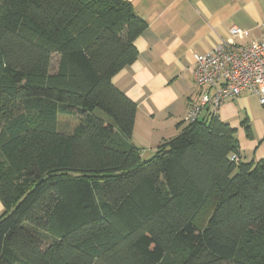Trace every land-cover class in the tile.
I'll list each match as a JSON object with an SVG mask.
<instances>
[{
    "label": "trees",
    "instance_id": "obj_1",
    "mask_svg": "<svg viewBox=\"0 0 264 264\" xmlns=\"http://www.w3.org/2000/svg\"><path fill=\"white\" fill-rule=\"evenodd\" d=\"M146 26L126 0H0V264H264V157L235 128L132 143L112 77Z\"/></svg>",
    "mask_w": 264,
    "mask_h": 264
},
{
    "label": "crops",
    "instance_id": "obj_2",
    "mask_svg": "<svg viewBox=\"0 0 264 264\" xmlns=\"http://www.w3.org/2000/svg\"><path fill=\"white\" fill-rule=\"evenodd\" d=\"M146 21L134 44L136 60L112 77L113 84L136 103L132 143L146 159L184 128L188 105L199 89L193 78L194 55L205 54L243 31L234 46L258 40L264 0H126ZM218 119L235 128L242 161L264 157V105L248 90L222 103ZM207 117L204 113L200 119ZM249 130V136L246 133ZM3 206L0 202V214Z\"/></svg>",
    "mask_w": 264,
    "mask_h": 264
},
{
    "label": "built area",
    "instance_id": "obj_3",
    "mask_svg": "<svg viewBox=\"0 0 264 264\" xmlns=\"http://www.w3.org/2000/svg\"><path fill=\"white\" fill-rule=\"evenodd\" d=\"M258 40L245 46H234L243 31L230 27L229 37L222 39L213 50L194 55L193 78L199 89L198 97L192 101L184 116L185 123H192L204 113L216 115L224 101L237 97L248 90L264 105V17L261 21ZM237 160L236 155L231 156Z\"/></svg>",
    "mask_w": 264,
    "mask_h": 264
},
{
    "label": "rangeland",
    "instance_id": "obj_4",
    "mask_svg": "<svg viewBox=\"0 0 264 264\" xmlns=\"http://www.w3.org/2000/svg\"><path fill=\"white\" fill-rule=\"evenodd\" d=\"M76 122L77 119L73 116H60L58 124L59 128L64 130V132H70ZM251 246V255L253 257L260 258L263 256L264 249L261 246H256L255 243H252Z\"/></svg>",
    "mask_w": 264,
    "mask_h": 264
}]
</instances>
